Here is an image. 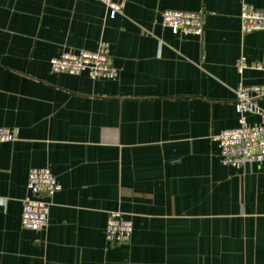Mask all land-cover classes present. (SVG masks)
Listing matches in <instances>:
<instances>
[{
  "label": "crops",
  "instance_id": "crops-1",
  "mask_svg": "<svg viewBox=\"0 0 264 264\" xmlns=\"http://www.w3.org/2000/svg\"><path fill=\"white\" fill-rule=\"evenodd\" d=\"M116 1L110 19L96 0H0V128L16 132L0 142V264H264V162L225 166L213 139L238 125L234 88L264 85L235 68L264 58V30L242 34L239 17L264 0ZM164 10L200 13L202 35L172 34ZM99 41L116 78L51 73ZM43 167L60 190L35 232L20 216ZM109 212L128 243L106 241Z\"/></svg>",
  "mask_w": 264,
  "mask_h": 264
},
{
  "label": "built area",
  "instance_id": "built-area-1",
  "mask_svg": "<svg viewBox=\"0 0 264 264\" xmlns=\"http://www.w3.org/2000/svg\"><path fill=\"white\" fill-rule=\"evenodd\" d=\"M104 8L105 14L112 19L123 14L124 1L96 0ZM161 26L174 35L201 36L203 32L200 13L164 10L160 14ZM240 30L248 34L264 30V11L243 5L240 11ZM53 74L80 75L85 73L89 79L107 80L118 76L109 54L106 42L99 41L94 51L67 48L59 56L49 61ZM238 73L247 68L264 73V58L248 63L239 58L235 63ZM264 98V85L244 86L239 83L234 88V109L238 125L223 130L213 139L216 141L220 161L223 165L240 168L256 162H264V126L250 125L247 115L264 117L259 101ZM16 132L0 128V142H11ZM60 190V185L49 168H32L28 171L26 196L22 200L20 224L23 229L35 232L44 231L48 226L50 198ZM105 239L111 244H126L132 235L131 223L119 212L107 214Z\"/></svg>",
  "mask_w": 264,
  "mask_h": 264
}]
</instances>
